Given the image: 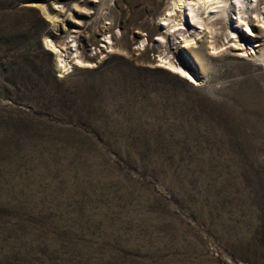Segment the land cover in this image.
<instances>
[{"label": "rangeland", "instance_id": "374dc122", "mask_svg": "<svg viewBox=\"0 0 264 264\" xmlns=\"http://www.w3.org/2000/svg\"><path fill=\"white\" fill-rule=\"evenodd\" d=\"M169 2L0 0V264H264V63L159 46Z\"/></svg>", "mask_w": 264, "mask_h": 264}, {"label": "bare ground", "instance_id": "6f19581e", "mask_svg": "<svg viewBox=\"0 0 264 264\" xmlns=\"http://www.w3.org/2000/svg\"><path fill=\"white\" fill-rule=\"evenodd\" d=\"M187 15L192 19L193 24H200L209 30L208 35H211V40L209 41L210 36H208L207 45L205 46L208 51L207 53L215 54L217 52L229 51L237 56H247L255 61L264 63V0H236L235 6H233L232 0H170L167 9L159 17L164 22L162 27L165 28V30H162L158 34L157 43L159 46H162L169 37L172 38L174 44L178 35H181L184 40L180 42L185 43L183 46L191 49L194 48L193 39H195V34L191 28L187 27L184 20ZM107 27L102 26L100 31L104 34L105 39H107V41H104L106 42V46H104L109 48L112 47L111 43L113 41L105 33ZM244 27L247 31H245ZM197 33L200 34V32ZM146 40L142 36V47L145 46ZM225 40L231 41L232 44L225 46ZM45 41L56 54L60 70L63 72L69 70L74 65L89 64L83 58L73 35H69L63 45L54 43L49 34L46 35ZM248 42L249 46L247 47L246 43ZM253 46H257V49L253 50ZM248 50L251 51L248 52ZM192 51V59L197 64H201L200 67L204 70V67L207 66L205 56L201 57L197 50L193 49ZM160 54L161 60H158L160 63L180 73L190 82L198 81L197 75L191 71V67L185 63V59L177 56L176 60H174L173 57L175 55L170 57L163 50L160 51ZM260 129V133H264V125Z\"/></svg>", "mask_w": 264, "mask_h": 264}, {"label": "snow or ice", "instance_id": "6c2138e0", "mask_svg": "<svg viewBox=\"0 0 264 264\" xmlns=\"http://www.w3.org/2000/svg\"><path fill=\"white\" fill-rule=\"evenodd\" d=\"M233 6H235L236 4V0H232ZM245 31H247V29L245 28Z\"/></svg>", "mask_w": 264, "mask_h": 264}]
</instances>
